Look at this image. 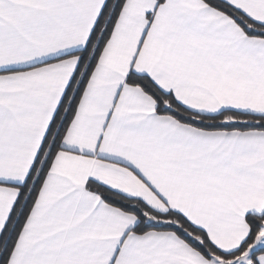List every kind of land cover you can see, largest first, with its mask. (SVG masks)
I'll list each match as a JSON object with an SVG mask.
<instances>
[{
  "label": "snow or ice",
  "instance_id": "obj_1",
  "mask_svg": "<svg viewBox=\"0 0 264 264\" xmlns=\"http://www.w3.org/2000/svg\"><path fill=\"white\" fill-rule=\"evenodd\" d=\"M0 264H264V0H0Z\"/></svg>",
  "mask_w": 264,
  "mask_h": 264
}]
</instances>
